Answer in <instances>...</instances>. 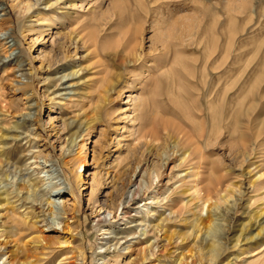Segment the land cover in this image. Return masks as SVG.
<instances>
[{
    "label": "rangeland",
    "instance_id": "374dc122",
    "mask_svg": "<svg viewBox=\"0 0 264 264\" xmlns=\"http://www.w3.org/2000/svg\"><path fill=\"white\" fill-rule=\"evenodd\" d=\"M33 1L0 0V58L10 55V59L4 60L6 64H0V90L4 92L5 98L14 105L13 112L6 119L7 124L5 125L8 129L3 131L6 132L7 136L3 137L2 141L11 143L13 150L18 156L26 159L25 162L28 165L34 161L38 164L37 167L34 164L30 165L27 171V174L31 173V180L36 178L31 172L32 169H43L42 171L46 172L44 175L48 176L54 168H57L59 174H61L60 168H62L66 172V176L70 178L69 181H64L65 189L71 188L70 184L73 180L76 182L78 189L75 190V194L79 198L80 208L77 216L79 220L78 228L82 236V244L85 248L84 264H99L100 262H96V260L100 255L108 251L111 252L116 247L122 248L126 245L124 243L125 240H130L133 248L131 252L129 250L125 256L119 258V264H141L140 260H135L136 250L143 246L148 247L150 243L154 242L150 233L140 236L139 242L133 239L134 236L130 234L125 240L119 241L118 245H115V240L110 241L114 238V235L108 233L112 231L113 227L118 232L122 231L124 227L125 229H134L135 226H138L135 228V232L137 233L141 229H149L148 225L150 224L148 222L139 223L142 220V216L140 213H135L134 208L138 207L139 209V207L146 204L149 209L154 210L155 214L148 217V219L146 217L143 219H147L149 222L154 221L158 208H154V202L152 203L150 199H147V197L152 196V193L147 192L144 200L135 195L128 205L125 204V207L129 206V209L126 214H123V221L119 220L116 222L117 218L112 219L110 225L103 224L105 227H101L98 230L97 224L99 218L94 214V209L91 210L86 204L89 189L82 190L83 186H80L81 181L82 178L89 181L90 177L87 176L92 172L102 175L103 185L96 194V197L100 202L105 199L106 194L111 190L109 182L112 175H114L113 171L117 165L116 158L123 156L128 149L133 148V150H137V141L134 140L135 135L131 134L132 125L138 126L140 123H152L153 115L155 114V122L159 124H154L156 125L155 129L159 131L158 133L161 136L167 132V129H163L162 124L158 122L160 119L171 120L176 122V124L180 123L181 126L185 124L187 131L192 136L199 133L198 124L200 125L201 122L196 121V124H192L187 119L184 110L179 109L174 104L173 95H171L170 91L175 90L177 93L174 94H178L180 98L186 101L185 103H189L187 108L193 109L194 104L191 97L194 98V94L196 93L193 90V86L196 89L201 86L200 70L203 63L207 64V78L209 81L211 79L213 81L216 80V72L213 68L220 67V69H224L221 70V73H223L221 87L225 85L229 87L227 83H230L234 79L238 81V88H241L244 83L246 88L249 85V96L245 94L247 97L244 98V90L238 96V100L241 97L240 99L244 98V101H248V99L251 101L255 97L253 94L255 95L257 89L254 86L260 85V81H262L257 96L263 97L262 104L256 110L257 112L253 113L251 125L243 129L242 132L249 144L259 143V146H256L253 152L255 155L254 161L251 160V162L254 165L256 164L255 166L259 173L264 174V163H262V161L264 162V134H256V126L253 128L254 125H257V121L264 118V76H262L264 75V0H249V7L243 10L244 12L239 13L232 10V6L235 4L234 0V3L232 0H188L185 4L186 6H183L184 0H158L156 4L161 7L159 13L163 14V19L160 21L159 26L161 29L157 35H160L162 31L163 35L167 37V39H164L166 41L163 40L165 44L164 48L167 45L169 48L170 45L167 51L161 46L162 43L154 39L156 32L151 23H153V17H156V15L145 13L144 5L141 8L142 5L139 4L141 0H58L55 5H53V0H49L46 4L39 5V7L35 6L28 12H22L21 8L18 7L22 2ZM142 2L144 3V1ZM173 2L182 4L178 8L175 7L168 10L165 4ZM127 4L128 6L131 4V7L126 6ZM112 5H117L120 8L121 12L118 14L119 16L108 25L102 24L106 23L104 19L108 18L106 17L107 15H110L111 11H109V7ZM181 6L185 7V10ZM230 6L231 8H229ZM94 18H96V24L99 23L97 25L99 29H103L98 38V56L92 53L93 47L89 46L90 44L85 39H82L84 35L93 29L91 26H93L94 21L91 20ZM101 18L104 19L101 20ZM181 18H189L190 20ZM138 21L139 23L142 21L141 25H139L141 26V42L136 53V55L141 54L140 58L138 55L136 57L135 55H128L129 52L125 50L127 47L124 44L125 42L119 43V38H117L120 31L125 32L124 29L127 30L137 26ZM226 32L230 37L232 36V39L227 36ZM186 33H196L190 46L179 40V37L183 38V34ZM202 37L203 42H200ZM216 37L219 38L216 39ZM227 37L229 38L227 39ZM233 37L235 38L233 39ZM126 39V41L130 40L129 37H126ZM121 43L122 45H119ZM226 43L231 49L227 48ZM57 44H60V46H57ZM152 45H156L158 48L161 47L155 57L151 53L152 48L150 47ZM105 46L107 49H105ZM225 47L226 49L224 50ZM121 50L124 53H119ZM51 52L57 54V57L53 65L48 67L46 58L43 56L45 53L50 54ZM223 52L227 54L225 55ZM128 60H130V63L127 62ZM103 67L105 68L103 69ZM78 68H84L83 72L78 73L75 77H66L61 82L55 81V85L58 86L49 89V92L57 89L61 100L59 103L57 99L48 95L46 92L47 81L43 82L44 78L57 80L60 76L69 74ZM149 68L153 71L155 70L151 78L156 80L157 85L156 83L148 85L149 88L147 86L143 93L148 94L147 92L152 87L155 91V95L152 96L154 103L150 99L149 103L151 102L152 104L150 103L147 107L133 108L128 97H132L134 94L140 92L142 84L147 78L146 71ZM188 69H195V80H191V77H189ZM207 78L206 81H208ZM97 81L100 83H97ZM186 81H189L188 84L191 81V87ZM253 81L258 84H255ZM18 82L27 85H25L26 87L23 86L24 89L22 90H15L19 85ZM179 82L185 88V92L176 91L177 89L175 88H177ZM150 83H152L151 80L149 81ZM230 91L228 92L229 94L232 92ZM151 105H154L158 109L156 110ZM214 105L216 103H213ZM133 109H135V113ZM137 111L139 112V117L137 116ZM28 112L32 114L30 123L33 130L30 128L26 134L20 130L16 132L11 131L10 127L13 122L19 121ZM133 118L136 119L134 120L135 122L132 121ZM140 118L142 121L137 120ZM215 118L214 110L209 107L206 120L203 124L206 137L204 138L205 140H199L198 143L201 147L199 149L204 153L207 161H214L219 167H223L218 174L224 175L227 173L231 177L226 178L228 180L231 179L228 183L232 182L237 186L233 189L232 197L227 198L226 201H222L223 203L219 202L217 209L211 208L212 230H209L207 233L202 230V232L198 233L197 237H190L186 241L191 244H205L213 235L214 238L216 237L215 239H217L223 251L219 257V261H221L218 264H264V259L261 258L262 255L259 254L258 249L235 260L239 248L245 247L246 249V247H249V249H254L257 240L259 242L264 241L260 237H257V231L264 225V217H262L258 221L250 223L244 229L243 239H249L248 243L242 241L235 245V240L240 234L241 226L239 224L246 223L248 217L253 212L264 206L262 205L263 199H261L263 194L261 195L256 189L252 191L250 185H248L249 177L252 175V172L248 171L251 170V167L247 166L248 164L244 163L242 164L243 166L238 167L237 162L229 163L231 160L228 151L234 149V146L238 144V132L230 137L228 130H230L229 128L232 125L229 126V124L223 125L222 129L216 131ZM69 121H73L77 125L80 123L78 131H75V129L68 130L67 128L62 131L59 130L63 127L64 122ZM226 121L233 124L234 119L227 117ZM35 133L37 137L32 135ZM73 133H76L77 138L72 149L73 152L67 155L62 151V146L64 142H67L69 135H73ZM18 135L19 137H17ZM12 136L17 138L13 139L11 138ZM173 140V138L167 139L164 145L166 151H169L172 147ZM32 142L35 148L28 147L32 145ZM183 148L190 149V147L185 146L180 150H183ZM180 150L178 154L173 155L176 156L175 158H178L180 155ZM143 154L144 151L142 152ZM32 157L37 158L33 159ZM161 158L162 163H164L165 156L162 155ZM63 162H65V165H63ZM80 162L83 164L82 167L76 173H73L71 170L74 171L73 167ZM50 164H54L56 167L54 165L51 167ZM172 165L168 164L162 177L161 185H165L166 174ZM174 172L179 176V173H177L178 169H175ZM235 174L236 176L238 174L240 176L236 177ZM181 175H183V172ZM262 177L264 178V175ZM233 179L235 182H233ZM122 181L123 183L120 186L118 185L117 191L119 195L122 194L117 201L120 205L119 209H121L122 203L128 199L129 193L132 194L135 191L136 186H132V184L138 181V177L135 178L131 169L126 177H123ZM174 181L169 182V185ZM176 184L178 185V183ZM19 185L20 178L17 175L15 178L14 176H9L6 179L2 178L0 181V193L5 191L10 192ZM88 186L89 184L86 185V187ZM27 194L29 193L23 192L19 196L24 197ZM4 196L2 194V197ZM59 196L61 198H58ZM67 196L68 194L65 190L59 194L55 193L54 198L61 200ZM44 208L47 207L45 206ZM19 212L22 213L23 209H20ZM37 212L36 210L35 213ZM120 217H122V214L118 216V219ZM130 221L131 223H129ZM176 225L186 228L188 223L178 221ZM103 228H105V231ZM58 232L46 230L44 234L45 236H49V238L56 239L61 237L60 239H64L70 233L66 231L64 234ZM103 233L105 235H102ZM157 236L161 238L159 239L157 248L158 258L161 261H172L173 257L179 252L180 246L177 241H164L162 233H158ZM119 237H124V235H120L117 238ZM135 237H137V234ZM146 238H150L149 242L140 244ZM242 243L244 244L242 245ZM100 246L102 247L100 248ZM75 263L79 264V262ZM188 264L195 263L193 259H189Z\"/></svg>",
    "mask_w": 264,
    "mask_h": 264
},
{
    "label": "bare ground",
    "instance_id": "6f19581e",
    "mask_svg": "<svg viewBox=\"0 0 264 264\" xmlns=\"http://www.w3.org/2000/svg\"><path fill=\"white\" fill-rule=\"evenodd\" d=\"M48 1L49 0H34L33 2H22L19 4L18 7L21 8L22 12H28L30 9L34 8L35 6L39 7V5H44ZM142 1H144V3ZM187 1L188 0L183 1L184 2L183 6L187 3ZM234 1L235 4H233ZM234 1L232 0L233 3L231 2L233 4L232 6L233 12L234 10L237 13L244 12L243 10L249 7V0H234ZM53 2H54L53 5H55L58 2V0H53ZM156 2H158V0H141L140 3L139 2L137 3L142 5L141 8H143L144 5L145 13L149 15H156V17H153L152 20L153 23H151L152 27L155 29L156 32V34H154L155 36L154 39L162 43L161 46L164 48L165 44L163 43V40L167 39V37L163 35L162 31L160 35H157V33L161 29L159 24L160 21L163 19L162 18L163 14L159 13V9L161 7L160 5L156 4ZM181 4L180 3L176 4L175 2H173V3H167L165 4V6L168 8V10H170V8H175V7L178 8V6H180ZM126 6H128V4ZM183 6L181 7L183 10H185L184 9L185 7ZM128 7H131V4ZM229 8H231V6ZM109 11H111L110 15L106 16L108 18L105 19L101 18V20L104 19V22H106L102 24L108 25L112 20L116 19L117 16H119L118 14L121 12L120 8L117 5H112L111 7H109ZM136 13L138 12L136 11ZM181 19L190 20L189 18H181ZM95 20L96 18L91 20L94 21L93 26H91L93 27V29L90 30L86 35L84 36L82 35L83 36L82 39H85V41L90 44L89 46L93 47L92 53L98 56L97 53L98 38H99V34L102 33L103 29H99V26H97L99 23L96 24ZM140 23L138 21L137 26L127 30L124 29L125 32L120 31L118 33L119 37H117L119 38V43L122 41L125 42L124 44H126L127 47L126 49L124 47V49L129 52V53L127 52L128 55L129 54L130 56L135 55V57L138 55L139 58L141 57V54L136 55V53L140 47V42H141V26H139L141 25ZM195 34H188V33L183 34V36L186 38L179 37V40H182V42H185L187 43L188 46H190L194 40L193 38ZM227 36L230 37V35L228 34ZM126 37H129L130 40L126 41L127 40ZM229 37H227V39ZM217 38L219 37H216V39ZM230 38L232 39V36ZM234 38L235 37H233V39ZM200 42H203V37L201 38ZM60 44H57V46H60ZM119 45H122V43ZM156 45L155 46L152 45L150 47L152 48L151 53H153V57H155L159 53V49L161 48V47L158 48ZM227 45L228 44L226 43V46ZM228 47L229 46H227V48ZM169 48L167 45L165 46L164 49H166L167 51V49ZM105 49H107L106 46ZM225 49L226 47L224 48V50ZM122 50L119 53H124ZM226 54L227 53H225V55ZM43 57L46 58L49 67L53 65V62L55 61L57 54L53 52H51L50 54L45 53ZM7 59H10V55L8 57L0 58V64H6L4 60ZM127 62L130 63V60H128ZM206 65L207 64L203 63L202 68L200 70L201 72L200 88L196 89V87L193 86V90L196 92L194 94V98L191 97V100L193 101L194 104L193 109L187 108V105L189 103H185L186 101L183 98H180L178 94L177 95L174 94L177 93L175 92V90L170 91L171 95H173L174 104H176L179 109L184 110L187 119L192 124L195 123L196 121L201 122L200 125L198 124L199 126L198 128L200 130L199 133H197L195 136H192L187 131L185 124L184 126H181L179 122L178 123L180 125L176 124V122L171 120L160 119L161 121L159 120L158 122L162 124L163 129H167V132L165 134L163 133V135L161 136L160 133H158L159 131L155 129L156 126L154 125L156 123L155 122L156 114H155L153 115L152 123L149 122L145 124L138 123L139 124L138 126L132 125V129H131L132 132L131 131L130 132L131 134L133 133L135 135L134 140L137 141V145H136L137 150H133V148L128 149L123 156H119L118 158H116L117 165L115 166V170L113 171L114 175H112L111 180L109 182L111 184L110 185L111 190L106 194L107 196L105 197V199H103L100 202L96 197V194L98 193L100 188H102L103 185L102 182L103 177H101L102 175L92 172L87 176L90 177L89 181H86L85 178L84 179L82 178L81 181L82 183L80 186H83L82 190H85L86 188L89 189L86 198V204L89 206L91 210L94 209L95 211L94 214H96V217L99 218L97 224L99 228L98 230H100L101 227H105V225L103 224L110 225L111 224L110 221L112 219L117 218L116 222L119 220L123 221L124 220L123 214H126L127 210L129 209V206L125 207L126 206L125 204L128 205V203H130L133 200V197L135 195L139 196L141 200H144L147 192L152 193V196L147 197V199H150V202L152 203L154 202L155 204L154 208H158V210H160V211L158 210L156 211L157 216L154 217V221L149 222V220H147L148 217L153 216L155 212L153 209H149V207H147L146 204L139 207V209L138 207L136 209L134 208L135 213L137 214L140 213V215L142 216V220L140 219L141 221H139V223H142L144 221L146 223L148 222V224H150L148 225L149 229L147 228L141 229L137 233L135 232V228H137L138 226H135L134 229L133 228L125 229L124 227L122 231L118 232L115 229H113L114 228L113 227L112 231L108 233V234L112 233L114 235V238L110 241L115 240V245H118L119 241L123 239L125 240L126 237L130 234L134 236L133 239H135L136 241L138 240L139 242L140 236L147 235L148 233H150L154 242L150 243L148 247L143 246L140 247L138 250H136L137 252L135 254V260H140L141 264L143 263L144 264L145 263L188 264L189 259H193L195 264H218L221 261V260L219 261V257L223 251L221 250L220 245L217 242V239H215L216 237L214 238L213 235L205 244H200V245L195 243L191 244L186 241L190 237L191 238H193L194 236L197 237L198 233L202 232V230L205 233H207L209 230H212L211 208L217 209L219 207V202H222L224 200L226 201L227 198L232 197V193L234 192L233 189L237 186L232 182L228 183V181H230L231 179L230 180L226 179L227 177H229L227 173H226L227 175L218 174L219 171L223 169V167H219V165H217V163L214 161L211 160L207 161L206 156L199 149L201 148L198 143L199 140L200 139L205 140L204 138L206 137L203 129V124L204 121L206 120V115L209 107H211V109L214 110L216 116L215 118L216 131L222 129L223 125L225 126L229 124V126L232 125L229 128L230 130H228V135L230 137H232L234 133L238 132L237 133L238 144L234 146V149L228 151V155H230V160H231L229 163L237 162L238 167H241L242 164L246 163L248 164L247 166L249 168L251 167V170H248L250 171V173L252 172V175L249 174L251 175V177H249L248 185H250L252 191L256 189L259 191L261 195L263 194V197L261 196V199H263L262 205H264V189H263L264 178L262 177V175L264 174L259 173L257 167L255 166L256 164L254 165V163L251 162V160L254 161L255 155L253 154V152L256 149L255 147L259 146V143L249 144L248 141L244 138L245 136L242 132L243 129L248 128L251 125L253 119V113L257 112L256 110L262 104L263 97L261 96L257 97L258 90L260 91L262 81H260L261 82L260 85L256 82L258 86L257 85L254 86L257 87V89L255 88L256 89L255 95L253 94V96L255 97L252 98L251 101H249V99L248 101L246 100L247 103H245L246 101H244V98L247 97L245 96V94L249 96V91H250V89L248 88L249 85L246 88L244 83L241 88H238V84H237L238 81L234 79L230 83H227L229 87H227L226 85L221 87V80L223 75V73H221V70L224 69H220V67L213 68V70L216 72V77H215L216 80L213 81L211 79L212 81L211 80L209 81L207 78L208 69ZM104 68L105 67H103V69ZM83 69L84 68H78L77 70L72 71L69 74L60 76L59 79L57 80L44 78L43 82L47 81L46 92L48 93V95H51L52 98L57 99L59 103L61 100H60V94H58L57 89L56 90L53 89V91L51 92H49V89L58 86L55 85V81L61 82L66 77H75V75H77L78 73L83 72ZM154 71L151 70L150 68L147 69L146 71L147 78L145 77L146 79L142 84L140 92L138 94H134L132 97L131 96L128 97L130 98L131 105L133 108L147 107L151 103V102L149 103L150 99L152 103H154L153 101L154 98L152 96L155 95L154 94L155 91L154 89H152V87L149 89V91L147 90L148 94L143 93L144 89L148 85H154L156 83V80L151 78L153 76ZM187 71L189 77H191V80L193 79L195 80V69H188ZM206 78L208 81H206ZM150 80L152 83L149 84ZM188 82L189 81H186L187 84ZM97 83L100 82L97 81ZM18 84L19 85L18 87L15 88V90H22L24 89L23 86L27 85V84L24 85L20 84L19 82ZM188 85L191 87L192 85L191 81ZM175 89H177L176 91L185 92V88L180 84V82L177 85V88ZM244 90H245L244 98L240 99L241 98L240 97L238 100L237 99L238 96H240ZM229 91L231 92V94L228 93ZM213 103H216V105L213 106ZM12 104H13L12 102L8 101L5 98L4 92L0 90V181L2 178L6 179L9 176H14L15 178L17 175L20 178V185L18 187L14 188L10 192L5 191L3 193H0V262H1L0 264H76L75 262H79V264H84L85 248L84 245L82 244L83 243L82 236L78 228L79 220L77 216L80 208H79V198L75 194V190L78 189L76 182L73 180L72 183L70 184L71 188L65 189L66 187L64 181H69L70 178L66 176V172L62 168H60L61 174H59L57 168L56 169L54 168V170L51 171V173L48 176L44 175L46 172L42 171L43 169L40 170L32 169L31 172L36 176V178L33 180L30 179L31 173L27 174L30 165L34 164L37 167L38 164L35 163L34 161L33 163L28 165L25 162L26 159H23L22 157L18 156V154L13 150L11 143L2 141V138L7 136L6 132L3 130L8 129L5 124H7L6 121L7 117L13 112L12 110L14 109V105ZM154 105L151 106L155 108ZM138 108L137 110L139 111ZM134 110L135 109H133V112ZM138 111H137V116L139 113ZM31 116L32 114L28 112L25 115H23V117L19 121L13 122L12 126L10 127L11 131L16 132L17 130H20L22 132H25V134L28 133L29 129L30 128L32 129L31 127L32 124L30 123ZM227 117L234 119V121L232 122L233 124H230L226 121ZM134 120L136 119L133 118L132 121L135 122ZM137 120H141V118ZM79 126L80 123L79 125H77L73 121H69V122H64L63 127L59 130L62 131L67 128L68 130L75 129V131H78V128H80ZM254 127L256 128L255 129L256 134L263 135L264 118L257 121V125H254L253 128ZM32 135L37 137L36 133ZM76 136H77L76 133L75 134L73 133V135L70 134L69 137L67 138V142H64L62 146L63 149L62 151L65 154L69 155L71 152H73L72 149L75 145V140L77 138ZM17 137H19V135ZM17 137L12 136L11 138L15 139ZM170 138L174 139L173 140L174 143L172 144V147L169 149V151H166L164 145L166 144L167 139ZM185 146L190 147V149L183 148V150H180L182 147ZM28 147L35 148L34 143L32 142V145ZM179 150L181 151V153L178 156V158H175L176 156L173 155H175L176 153L178 154ZM143 151L144 154L142 155ZM47 155L49 156V154ZM162 155L165 156L164 163H162L163 162L161 158ZM32 158L35 159L37 157H32ZM262 163L264 162L262 161ZM168 164H173V165L166 174L167 179L165 185H161L162 182L161 180ZM50 165L51 167H53L54 164L53 165L50 164ZM63 165H65V162H63ZM82 165L83 164L81 162L78 163V165L73 167L74 171L73 170L71 171L73 173H76L82 167ZM54 167L56 166L54 165ZM131 169L135 178L138 177V181L132 184V186L134 185L136 186V189L135 191H133L132 194L129 193L128 199L122 203L121 209H119L120 205L117 201L120 199L122 194L119 195L117 193L118 185L119 186L122 185L123 177H126L127 173ZM175 169H178L177 173H179L180 177L174 172ZM182 172L183 175H181ZM40 174H42L43 176L42 175L39 176ZM53 180H55V182H53ZM172 180L175 181L171 185H169L170 184L169 182H171ZM233 182H235V180ZM176 183H178V185ZM88 184L89 186L86 187V185ZM65 190L68 194L67 197L62 198L61 200L58 199L61 198L60 196L57 199L54 198L55 193L59 194L61 192H64ZM23 192L29 194H27L24 197L19 196V194ZM2 194H4L5 196L2 197ZM45 206L47 208H44ZM20 209H23L22 213L19 212ZM36 210L38 211L37 213H35ZM120 214H122V217L118 219V216ZM145 217L147 218L146 220L143 219ZM262 217H264V206L260 207L257 211L253 212L252 215L248 217L246 223L239 224L241 226L240 234L237 236V239L235 240L236 241L235 245H237V243H240L242 241L244 242L246 241V243H248L247 241L249 239L247 238L243 239L244 229H246V227L249 226L250 223L252 224L254 223V221H258V219ZM178 221L187 222L188 226L186 228H182L180 225H176ZM129 223H131V221ZM103 229L105 231V228ZM46 230L55 233H57L58 231H59L58 233L62 232L63 234L65 233V231L70 233L67 234L69 236L65 237L64 239H60L61 237L53 239V238H49V236H45L44 233ZM213 231H214V227H213ZM158 233H162L163 235L162 239L164 241L166 242L177 241L178 245L180 246L179 252L176 254L175 257H173L172 261H161L158 258L157 248H158L159 239H161L159 238V236H157ZM136 234L137 237H135ZM102 235H105V233H103ZM120 235H124V237L117 238ZM263 235H264V225L261 226L257 231V237H260L261 239L264 240ZM150 238H146L143 242L141 241L140 244L149 242ZM124 243H126V245H124L122 248L116 247L114 248L116 250L113 249V251L111 252L108 251L107 253H103L102 255H100L99 258L96 260V262L99 261L100 262L99 264H119L118 261L119 258L121 256H125V254L128 253L127 251L130 250L131 252L133 248V245L131 244L130 240H125ZM243 244L244 243H242V245ZM254 246H255L254 249H249V247H246V249L245 247L239 248L238 252L236 253L235 260L240 259L243 255H248V253L257 249L259 254L262 255L261 258L264 259V249H263L264 241L259 242V240H257ZM101 247L102 246H100V248Z\"/></svg>",
    "mask_w": 264,
    "mask_h": 264
}]
</instances>
